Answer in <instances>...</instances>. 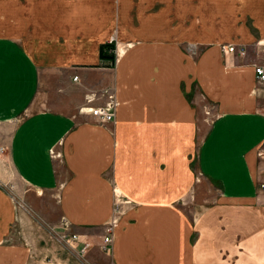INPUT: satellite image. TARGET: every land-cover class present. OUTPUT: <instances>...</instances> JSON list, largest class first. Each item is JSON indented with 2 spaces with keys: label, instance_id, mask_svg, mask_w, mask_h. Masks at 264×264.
Segmentation results:
<instances>
[{
  "label": "crops",
  "instance_id": "crops-1",
  "mask_svg": "<svg viewBox=\"0 0 264 264\" xmlns=\"http://www.w3.org/2000/svg\"><path fill=\"white\" fill-rule=\"evenodd\" d=\"M0 1V264H23L34 243L12 235L16 183L52 196L97 264H264V82L249 55L264 46V0ZM105 44L115 62L100 58ZM100 90L113 122L81 110L102 105L84 99ZM196 92L215 108L206 127ZM200 180L217 196L193 199L190 217L177 204ZM112 188L130 204L105 255ZM52 242L38 258L77 264Z\"/></svg>",
  "mask_w": 264,
  "mask_h": 264
},
{
  "label": "rangeland",
  "instance_id": "rangeland-1",
  "mask_svg": "<svg viewBox=\"0 0 264 264\" xmlns=\"http://www.w3.org/2000/svg\"><path fill=\"white\" fill-rule=\"evenodd\" d=\"M0 5L5 7L4 1H0ZM2 27H6L9 30L10 23L6 20L0 19V30ZM186 49V48H185ZM244 50V49H243ZM190 55H196L197 50L195 49H186ZM257 53V54H256ZM249 55L258 56L262 64L264 63V46L257 45L255 48L251 49ZM197 92L195 94V104L200 110L199 118L200 124L206 127L208 122L216 115L215 108L213 105L208 103L206 100H203L201 95L197 96ZM85 96V95H84ZM200 98V100L198 99ZM85 99V98H84ZM203 109H202V107ZM202 132V130H200ZM3 153V152H2ZM1 153V154H2ZM0 154V156H1ZM16 183V182H15ZM15 185V187L13 186ZM7 185L6 188L12 197L13 204L15 206V210L17 213L16 220L13 222L12 235L17 237V241H22L26 238V234L29 235V238H34V243L32 245L31 256L25 257L23 264H50V259L37 257V251L42 250L43 245L52 242L56 243L62 249H64L68 254L72 255L76 260L77 264H94L93 260H91L86 254L84 258L78 257L74 252L71 251L70 247L61 244L58 242V237L60 233L64 231L70 234V226L67 223V231L64 229V222H66L63 217L58 216V212L56 209V203L52 196L48 194H41L36 196L33 192L27 197L23 192L26 188L18 183ZM197 185L200 186L199 191L186 195L183 199L178 202V207H180L186 214L190 217L198 212L203 205L213 201L216 196V189L212 183L207 181L202 182L201 180L197 182ZM193 199L196 201H201V207L199 208L193 206ZM103 226H101L102 232ZM73 233V232H72ZM76 234V233H75ZM22 238V239H21ZM10 239V238H9ZM7 243H11L12 240L6 241ZM54 243V244H55ZM88 253V252H87ZM35 256L37 258H35ZM73 259V260H74ZM42 262V263H40ZM106 262H102L100 264H105ZM97 264V263H96Z\"/></svg>",
  "mask_w": 264,
  "mask_h": 264
},
{
  "label": "built area",
  "instance_id": "built-area-1",
  "mask_svg": "<svg viewBox=\"0 0 264 264\" xmlns=\"http://www.w3.org/2000/svg\"><path fill=\"white\" fill-rule=\"evenodd\" d=\"M113 38H110L108 40L109 43H111ZM117 46V45H116ZM114 47L112 52L114 54L113 62L116 61V58L119 56V49ZM220 49L223 53H231L234 51L233 45H220ZM237 53L239 55H242L244 53L243 49L237 50ZM255 79L257 82H264V63L260 65H254L253 66ZM73 80L76 79V76L72 77ZM98 97H103L104 101L102 105L99 106H84L81 108V110H86L91 116H93L95 119H97L99 122H109L114 120V108L116 105L114 95L113 93L107 92V90H100L98 92H90L85 94V102L89 103L93 101L94 99ZM4 151V147L0 146V154ZM51 156H56V154H53L52 151H50ZM255 156L259 160V162L262 164V167L260 168V172L262 174L261 178L257 182V189L262 191L264 193V140L260 143V145L255 150ZM130 204V201L123 199L119 192L114 190L112 188V207H111V214L109 219L103 224L102 234H101V241L98 245L99 251H101L105 255H109L111 252V240H112V234L113 229L116 227L119 216L122 214L123 206ZM66 221V220H65ZM67 221L64 222V229L67 231ZM58 242L60 244L66 245L70 247L71 249H74L75 254L80 257L84 258L86 255L88 248L91 246V243L89 241H86L84 239L80 240L79 235L75 233H67L63 232L60 233V236L58 237ZM75 243H79V245H76ZM75 246V247H74ZM96 264V263H94ZM105 264H113L111 261L105 263Z\"/></svg>",
  "mask_w": 264,
  "mask_h": 264
},
{
  "label": "trees",
  "instance_id": "trees-1",
  "mask_svg": "<svg viewBox=\"0 0 264 264\" xmlns=\"http://www.w3.org/2000/svg\"><path fill=\"white\" fill-rule=\"evenodd\" d=\"M113 44H105L100 47V58L102 60L107 59L109 62L113 61L114 54L112 52Z\"/></svg>",
  "mask_w": 264,
  "mask_h": 264
}]
</instances>
